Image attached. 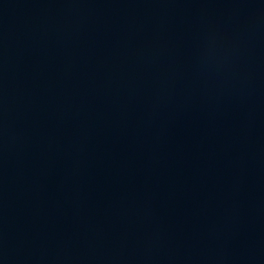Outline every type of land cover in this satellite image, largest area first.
<instances>
[{
    "label": "water",
    "instance_id": "obj_1",
    "mask_svg": "<svg viewBox=\"0 0 264 264\" xmlns=\"http://www.w3.org/2000/svg\"><path fill=\"white\" fill-rule=\"evenodd\" d=\"M0 264H264V0H0Z\"/></svg>",
    "mask_w": 264,
    "mask_h": 264
}]
</instances>
